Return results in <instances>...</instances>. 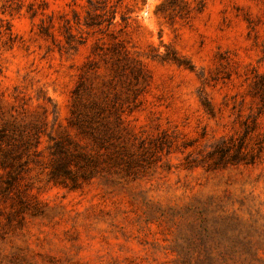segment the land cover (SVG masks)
Listing matches in <instances>:
<instances>
[{"label":"rangeland","instance_id":"374dc122","mask_svg":"<svg viewBox=\"0 0 264 264\" xmlns=\"http://www.w3.org/2000/svg\"><path fill=\"white\" fill-rule=\"evenodd\" d=\"M117 4L0 0V264H264V0Z\"/></svg>","mask_w":264,"mask_h":264},{"label":"trees","instance_id":"16d2710c","mask_svg":"<svg viewBox=\"0 0 264 264\" xmlns=\"http://www.w3.org/2000/svg\"><path fill=\"white\" fill-rule=\"evenodd\" d=\"M121 2V0H116V4L112 2V0H87L89 5V11L87 12L85 25L88 28H98V30L102 33L105 32L106 28H110L114 24V20L117 13V3ZM106 23V27L103 26ZM70 36H72L70 34ZM75 111H73V115ZM80 121L74 122V125H79ZM63 152V146L57 143V148L54 151V155H58V153ZM66 154V152H65ZM10 165V163L3 161V165ZM52 178L55 180L60 179L61 177L69 176L70 170L68 163L66 160L55 159L53 161V170L51 172Z\"/></svg>","mask_w":264,"mask_h":264}]
</instances>
